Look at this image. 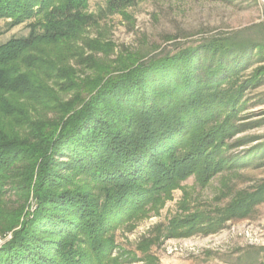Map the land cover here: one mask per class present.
Instances as JSON below:
<instances>
[{
	"label": "trees",
	"instance_id": "16d2710c",
	"mask_svg": "<svg viewBox=\"0 0 264 264\" xmlns=\"http://www.w3.org/2000/svg\"><path fill=\"white\" fill-rule=\"evenodd\" d=\"M138 1L108 5L118 12ZM88 8L89 0H0V20L13 26L36 21L28 38L0 45V224L13 231L0 264H109L115 241L108 235L119 217L170 199L191 176L206 184L220 169L232 131L210 123L221 104L210 94V76L225 69L226 52L218 69H204L203 80L199 48L147 62L132 55L118 66L94 68L93 78L70 86L77 95L63 104L58 120L26 124L18 113L17 127L18 98L31 96L29 71L49 74L43 49L78 45L94 22ZM209 53L213 62L214 48ZM16 129L28 132L22 137ZM78 179L92 180L98 193ZM8 190L25 201L12 212L3 206ZM243 201L235 210L254 202Z\"/></svg>",
	"mask_w": 264,
	"mask_h": 264
},
{
	"label": "rangeland",
	"instance_id": "374dc122",
	"mask_svg": "<svg viewBox=\"0 0 264 264\" xmlns=\"http://www.w3.org/2000/svg\"><path fill=\"white\" fill-rule=\"evenodd\" d=\"M109 1L89 0L94 22L78 45L43 49L49 74L29 71L31 96L18 98L17 127L24 118L45 126L58 120L63 104L77 95L70 86L93 78L94 68L118 66L132 55L147 62L199 48L203 80L204 69H218L226 52L220 67L225 69L210 76L215 89L208 90L221 103L210 123L232 131L220 169L206 184L191 176L170 199L137 216L119 217L108 235L115 249L107 256L109 264H264V0H139L118 12ZM35 23L0 20V45L28 38ZM213 48L217 56L210 62ZM26 129L16 132L24 137ZM76 182L98 193L92 180ZM10 190L3 198L8 212L25 202ZM251 198L247 211L235 210L234 204ZM35 210L30 198L27 212ZM2 234L13 231L0 224Z\"/></svg>",
	"mask_w": 264,
	"mask_h": 264
},
{
	"label": "built area",
	"instance_id": "2783aa9c",
	"mask_svg": "<svg viewBox=\"0 0 264 264\" xmlns=\"http://www.w3.org/2000/svg\"><path fill=\"white\" fill-rule=\"evenodd\" d=\"M12 239L11 234H2L0 235V250Z\"/></svg>",
	"mask_w": 264,
	"mask_h": 264
}]
</instances>
